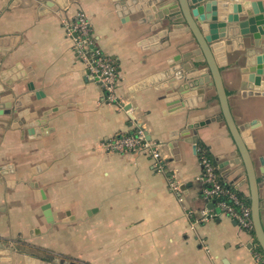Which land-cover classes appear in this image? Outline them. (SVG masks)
<instances>
[{"label": "crops", "instance_id": "1", "mask_svg": "<svg viewBox=\"0 0 264 264\" xmlns=\"http://www.w3.org/2000/svg\"><path fill=\"white\" fill-rule=\"evenodd\" d=\"M248 1L264 7V0ZM79 13L89 17L94 46L117 68L115 102L88 76L66 31ZM140 16L113 0H0L1 49L9 50L0 52V98L11 95L15 108L0 114V264H264L255 238L204 199L202 147L223 182L250 201L215 88L202 103L189 93L199 108L188 115L171 106L204 75L194 68L193 36L181 25L154 48L142 44L151 32ZM241 73L233 64L222 69L264 204V96H249ZM187 116L216 121L187 131ZM252 121L257 126L247 128ZM139 128L162 144L166 173L146 155L102 148ZM195 134L196 154L186 143ZM172 142L181 153L170 162ZM173 171L179 191L171 188ZM205 210L217 216L204 221Z\"/></svg>", "mask_w": 264, "mask_h": 264}, {"label": "water", "instance_id": "2", "mask_svg": "<svg viewBox=\"0 0 264 264\" xmlns=\"http://www.w3.org/2000/svg\"><path fill=\"white\" fill-rule=\"evenodd\" d=\"M113 2H121L130 9L131 13L141 15L139 24L150 25L151 34L143 40L142 44L151 45L154 48L160 39L170 35V27H176L174 30H177L180 29L177 26L185 25V32L192 34L198 47L195 55H199L198 57L192 56L194 68L200 70L199 74H202L201 69L205 68L203 70L204 75L193 78L194 83L192 85L181 89L180 99L174 100L175 103L172 102L171 106H175L180 113L186 112L188 115V112L199 108L194 105L192 100L189 101L190 96L188 94L196 93L202 103L206 89L215 88L222 117L245 167L250 189L254 238L264 255V204L261 200V185L251 149L247 144L242 128L237 125L231 111L229 96L222 77V69L233 64L242 71L241 80L248 92L247 94L249 96H264L263 4L248 0H113ZM6 42H10V40L6 39ZM3 43L4 41L0 40V52L5 56L9 50L1 49ZM1 65L2 62L0 61ZM3 73L4 71L0 69V93L5 92V87L1 85L4 78ZM11 100V95H4L0 98V102L6 105L0 111L1 115H8L15 111L9 102ZM215 121L216 119H211L200 122L187 116L185 130L197 132V129ZM257 124V121H252L247 128H254ZM146 135L147 139L151 140V136L148 133ZM191 140L186 141V143L192 145V150L196 154L198 145L196 134ZM169 147L172 151L169 161L180 160L181 149L178 143L172 142ZM260 162L263 166L261 171L264 173V157H260ZM207 207L214 210V202L209 203ZM43 211H45L46 220L51 223L53 217L51 216L50 205L46 204ZM216 211L217 213L220 212L218 209Z\"/></svg>", "mask_w": 264, "mask_h": 264}, {"label": "built area", "instance_id": "3", "mask_svg": "<svg viewBox=\"0 0 264 264\" xmlns=\"http://www.w3.org/2000/svg\"><path fill=\"white\" fill-rule=\"evenodd\" d=\"M66 31L72 40L74 49L88 70V76L103 86L109 102H115V89L118 81L117 68L94 46L89 17L85 13H79L72 22L66 23ZM102 148L108 153L143 154L154 161L158 172L166 173L168 170L164 163L165 155L162 144L158 141L148 140L144 129L139 128L134 133L112 138L103 143ZM199 159L205 184L204 199L210 203L214 202L215 211L218 209L221 214L236 221L242 230L250 233L253 229L250 204L235 189L231 190L223 185L216 164L205 153L203 154L201 149L199 150ZM173 173L174 176L170 178L171 188L179 191L176 171ZM213 213L205 210L201 214V219L204 221L213 219L214 216H217Z\"/></svg>", "mask_w": 264, "mask_h": 264}, {"label": "trees", "instance_id": "4", "mask_svg": "<svg viewBox=\"0 0 264 264\" xmlns=\"http://www.w3.org/2000/svg\"><path fill=\"white\" fill-rule=\"evenodd\" d=\"M201 151H202L203 154L205 153L206 156H208V157L211 158V156L209 155V153H208V151H207V149L205 147H202ZM222 183H223V185H226V187L228 189H231V190L233 189V187H231L230 185H228L225 182H223V180H222ZM247 203L250 204V201H247ZM250 234L254 237V231H253V229L250 231ZM256 250H257L258 253H260L262 256H264L262 249L258 245H256Z\"/></svg>", "mask_w": 264, "mask_h": 264}]
</instances>
